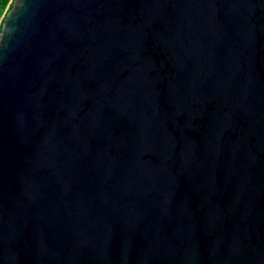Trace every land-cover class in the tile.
I'll use <instances>...</instances> for the list:
<instances>
[{"label":"water","instance_id":"obj_1","mask_svg":"<svg viewBox=\"0 0 264 264\" xmlns=\"http://www.w3.org/2000/svg\"><path fill=\"white\" fill-rule=\"evenodd\" d=\"M0 264H264V0H13Z\"/></svg>","mask_w":264,"mask_h":264},{"label":"trees","instance_id":"obj_2","mask_svg":"<svg viewBox=\"0 0 264 264\" xmlns=\"http://www.w3.org/2000/svg\"><path fill=\"white\" fill-rule=\"evenodd\" d=\"M13 0H0V30L5 16L11 8Z\"/></svg>","mask_w":264,"mask_h":264}]
</instances>
